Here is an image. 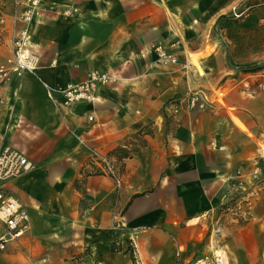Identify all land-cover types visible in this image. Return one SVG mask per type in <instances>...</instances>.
Wrapping results in <instances>:
<instances>
[{"label":"crops","instance_id":"1","mask_svg":"<svg viewBox=\"0 0 264 264\" xmlns=\"http://www.w3.org/2000/svg\"><path fill=\"white\" fill-rule=\"evenodd\" d=\"M48 2L72 14L18 22L39 62L0 84V145L33 165L1 183L29 221L0 264H188L219 250L231 264H264V190L254 185L264 159V0ZM238 5L241 15L228 16ZM10 30L8 17L0 63ZM156 45L178 62L158 63ZM91 69L111 77L98 99L65 104L61 91ZM194 92L205 107L188 104ZM91 147L111 155L119 192L91 164ZM238 194L246 201L233 207ZM239 209L244 223L220 222Z\"/></svg>","mask_w":264,"mask_h":264},{"label":"built area","instance_id":"2","mask_svg":"<svg viewBox=\"0 0 264 264\" xmlns=\"http://www.w3.org/2000/svg\"><path fill=\"white\" fill-rule=\"evenodd\" d=\"M245 6V5H243ZM242 6H236L228 16L239 17ZM42 12H52L68 16L72 11L68 8L60 9L52 5L48 0H0V45L2 44V31L5 30L8 17L11 23V30L8 36L11 49L10 56L5 63H0V84L6 81L10 71L18 74L34 72L39 62V57L31 52L27 45L29 32L26 28L17 29L18 22L28 23L33 17ZM226 16H220L217 24L225 20ZM158 63H177L178 57L169 52L162 45L154 47ZM110 76L97 69H91L85 80L70 84L61 92L65 104L93 103L98 97L97 90L105 85ZM209 102L208 98L199 92L192 93L188 98V104L192 107L203 108ZM93 121V115L88 116ZM91 164L98 167L97 173L110 176L117 192L122 188V174L116 168L109 153L103 152L95 147L88 148ZM32 163L17 148L0 145V220L3 222L7 236L0 237V250L4 249L9 240L17 238L24 233L29 221V214L19 200L4 191L1 183L9 181L22 175L32 168ZM188 264H231L226 255L222 252L208 253L194 257Z\"/></svg>","mask_w":264,"mask_h":264},{"label":"rangeland","instance_id":"3","mask_svg":"<svg viewBox=\"0 0 264 264\" xmlns=\"http://www.w3.org/2000/svg\"><path fill=\"white\" fill-rule=\"evenodd\" d=\"M231 85H233V81H230V82L227 83V86H231ZM218 94L221 95V92H219ZM257 165H258L259 170H258V172L256 174V179H255L254 185H256V187H259L260 189L264 190V159L263 158L259 159ZM238 198H240L239 194L234 196V198H232L229 201L230 204L233 203L232 204L233 207H234L235 203L245 202L246 201V199H244V198H242L240 200ZM226 212L228 213V217L226 216L227 214L225 215ZM240 212H241L240 209L239 210H226L224 212V214L221 216L220 222L222 221V219H225V218L227 220L233 222V224H231V225L229 224L230 222H228L227 225H226L227 228H229L232 225L234 226L236 224H242V223H244L246 221V216L248 215V213L246 211H244L242 213H240ZM232 219H236L237 222H234V220L232 221ZM219 252H222V251H220V250L217 251V253H219Z\"/></svg>","mask_w":264,"mask_h":264},{"label":"bare ground","instance_id":"4","mask_svg":"<svg viewBox=\"0 0 264 264\" xmlns=\"http://www.w3.org/2000/svg\"><path fill=\"white\" fill-rule=\"evenodd\" d=\"M231 117H232V119H233L237 124H241V122L239 121V119H238L234 114L231 113Z\"/></svg>","mask_w":264,"mask_h":264}]
</instances>
